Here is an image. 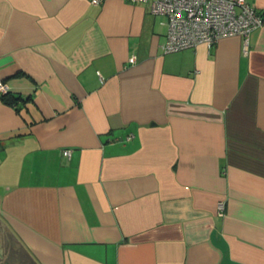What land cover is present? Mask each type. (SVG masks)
I'll return each instance as SVG.
<instances>
[{
  "label": "crops",
  "instance_id": "1",
  "mask_svg": "<svg viewBox=\"0 0 264 264\" xmlns=\"http://www.w3.org/2000/svg\"><path fill=\"white\" fill-rule=\"evenodd\" d=\"M167 33L148 2L0 0V220L36 264H264V25Z\"/></svg>",
  "mask_w": 264,
  "mask_h": 264
},
{
  "label": "built area",
  "instance_id": "2",
  "mask_svg": "<svg viewBox=\"0 0 264 264\" xmlns=\"http://www.w3.org/2000/svg\"><path fill=\"white\" fill-rule=\"evenodd\" d=\"M148 2L153 14L167 18L168 33L163 44L164 52H174L200 43L211 47L219 39L241 35L247 40L253 29L264 25V12H259L247 0H127ZM99 4L102 0H91ZM136 57H129L134 62ZM99 74V73H98ZM101 78V77H100ZM8 92L0 80V93ZM63 154L68 156L69 150ZM217 213L223 215L225 205L219 201Z\"/></svg>",
  "mask_w": 264,
  "mask_h": 264
},
{
  "label": "water",
  "instance_id": "3",
  "mask_svg": "<svg viewBox=\"0 0 264 264\" xmlns=\"http://www.w3.org/2000/svg\"><path fill=\"white\" fill-rule=\"evenodd\" d=\"M0 230L4 232V255L0 259V264H3L4 260H7L9 264H36L19 240L1 220Z\"/></svg>",
  "mask_w": 264,
  "mask_h": 264
},
{
  "label": "trees",
  "instance_id": "4",
  "mask_svg": "<svg viewBox=\"0 0 264 264\" xmlns=\"http://www.w3.org/2000/svg\"><path fill=\"white\" fill-rule=\"evenodd\" d=\"M259 12H264V11H259ZM9 92H5V93H1L0 97L2 98L3 101H5L8 104L14 105L16 98H14L13 96L8 97Z\"/></svg>",
  "mask_w": 264,
  "mask_h": 264
}]
</instances>
